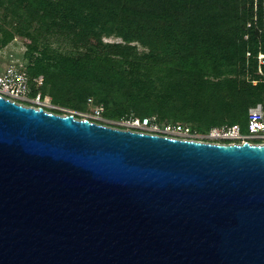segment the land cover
Masks as SVG:
<instances>
[{"label": "water", "instance_id": "95a60500", "mask_svg": "<svg viewBox=\"0 0 264 264\" xmlns=\"http://www.w3.org/2000/svg\"><path fill=\"white\" fill-rule=\"evenodd\" d=\"M0 264H264V143L116 128L0 96Z\"/></svg>", "mask_w": 264, "mask_h": 264}, {"label": "trees", "instance_id": "16d2710c", "mask_svg": "<svg viewBox=\"0 0 264 264\" xmlns=\"http://www.w3.org/2000/svg\"><path fill=\"white\" fill-rule=\"evenodd\" d=\"M16 35L30 38L33 92L42 75L39 90L54 103L85 109L93 97L109 117L199 130L244 125L249 106L264 107V0H0V48Z\"/></svg>", "mask_w": 264, "mask_h": 264}, {"label": "built area", "instance_id": "2783aa9c", "mask_svg": "<svg viewBox=\"0 0 264 264\" xmlns=\"http://www.w3.org/2000/svg\"><path fill=\"white\" fill-rule=\"evenodd\" d=\"M249 25V23H247ZM250 55V51L246 52ZM6 54L0 48V96L24 106L42 107L46 111L57 114H71L78 119L87 118L90 121L111 127L130 129L140 132L159 134L163 136L214 143H264V107L257 102L248 107L247 119L244 125L239 122H223L210 125L205 130H199L187 121L159 120L155 115L137 116L129 114L113 118L104 114V105L96 102L93 97L87 98L88 108L78 109L54 103L49 95H42L39 87L43 84V76L32 78L37 92H33L30 77L27 72L25 57L15 59L11 53ZM264 63V53L257 54V70L263 74L261 65ZM253 83L257 80H252Z\"/></svg>", "mask_w": 264, "mask_h": 264}, {"label": "rangeland", "instance_id": "374dc122", "mask_svg": "<svg viewBox=\"0 0 264 264\" xmlns=\"http://www.w3.org/2000/svg\"><path fill=\"white\" fill-rule=\"evenodd\" d=\"M52 41L50 43V46L52 47H57L59 48V50H65V51H70L71 47L66 44V45H60L59 43H57L56 41L53 40V38L51 37ZM103 41H108V42H121V39L119 37H116L114 35H108V36H103L102 37ZM30 42V38L29 37H24V36H20V35H16L15 37H13L10 41H8L3 47H2V51L4 52V54H6V58L8 53H11V57L15 58V59H20L22 57H25L26 62L29 61V56L28 55H24V53L26 52L27 46L26 44ZM137 51L141 52L142 50H145L144 47H142L141 45L137 44ZM35 46H39L41 47L40 43L35 44ZM88 104H86V108H88ZM85 108V109H86ZM105 114V113H104ZM106 115V114H105Z\"/></svg>", "mask_w": 264, "mask_h": 264}]
</instances>
